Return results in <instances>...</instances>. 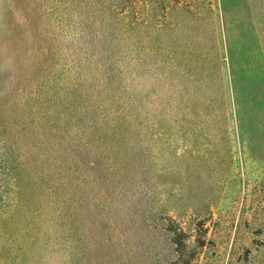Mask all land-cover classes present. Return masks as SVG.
<instances>
[{"label": "rangeland", "instance_id": "obj_1", "mask_svg": "<svg viewBox=\"0 0 264 264\" xmlns=\"http://www.w3.org/2000/svg\"><path fill=\"white\" fill-rule=\"evenodd\" d=\"M0 264H264V0H0Z\"/></svg>", "mask_w": 264, "mask_h": 264}]
</instances>
